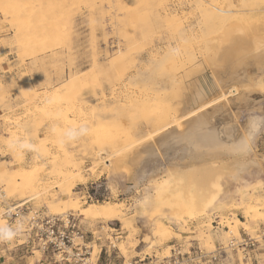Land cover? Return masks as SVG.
Returning a JSON list of instances; mask_svg holds the SVG:
<instances>
[{"label": "rangeland", "instance_id": "obj_1", "mask_svg": "<svg viewBox=\"0 0 264 264\" xmlns=\"http://www.w3.org/2000/svg\"><path fill=\"white\" fill-rule=\"evenodd\" d=\"M213 2L0 0V48L4 50L3 59L0 58V158L4 160L0 162V199L16 200L19 216L15 220L13 216L8 217L13 227L22 225L17 236H26L28 219L36 211L41 216L73 213L93 250L87 256L96 261L100 246L111 249V242H116L120 251L115 264H122L123 260L128 263L146 254L151 258L167 256L174 243L179 245L191 240L210 250L215 242H226L233 236L239 238L244 232L254 234L264 223L263 207L258 208V214L252 217L247 216L240 205L255 197L264 198V128L255 140L253 154L262 171L258 174L251 169L243 174L242 179L229 183L230 189L241 195L232 198L226 184L222 183L221 174L218 178L223 191L227 192L223 207L212 212L209 218H192L184 214L183 220H176L167 206L152 214L149 203L143 201L148 195L149 185L143 183L130 187V168L118 165L115 158L107 153H111V145L116 138H121L125 144L140 142L153 130L151 124L157 116L169 109L165 100L174 101L171 102L174 104L180 97L179 92L175 93L176 89L172 88V91L170 88L160 94L161 99L169 94V100L166 96L155 102L112 104V110L111 104L108 107L102 105L87 94L89 102L85 112L80 110L84 91L79 85L60 92L71 76L86 78L90 89L86 90L91 93L95 89L99 92L102 87L109 91L112 84L126 78L128 72L136 74L141 54L144 58L155 45L172 40L179 43L177 55L165 51L154 63L144 58L141 65L146 71L139 69L144 74L139 78L147 81L146 84L165 78L167 74L191 73L188 78L192 79L198 73L206 72L217 83V91L210 97L215 104L208 109L209 119L218 127L229 126L242 131L251 114L264 115V0ZM217 6L223 9L219 12L224 17H207L204 13L206 8L216 10ZM189 28H194L193 32ZM129 33L137 37L131 52L137 55L136 66L127 60L116 67L119 70L116 71L108 63L113 55L127 52L125 46L118 44V39L121 36L128 43ZM95 59L99 62L96 67L93 65ZM193 59L197 61L195 68L190 67ZM4 62L8 64L7 71L4 70ZM100 66L105 68L98 70ZM92 68L99 72L94 73ZM100 70L101 73H110H104L101 75L104 78H100ZM172 96L178 98L172 100ZM171 103L169 107L173 106ZM114 112L126 117L127 123L112 119L110 114ZM64 113L69 117L66 122L62 117ZM81 124L88 127V134L62 142L60 132ZM14 139H27L40 150L16 151L10 146ZM169 164L168 159L162 161L163 176L168 173ZM15 170L19 176L15 175ZM68 170L74 175L80 172L81 176L76 179L71 194L61 184L63 173ZM21 171L30 172L34 180L38 179L36 185L30 186L31 189L27 185L24 189L17 187L21 183L16 180L22 182ZM171 171L175 173L174 168ZM94 202L102 204L104 209L118 210L122 221L86 215L85 209ZM13 205L8 208H13ZM4 211L0 207V225H7ZM237 218L247 222L243 226L238 221V234L232 229V224L226 226L225 222ZM158 223L163 226L161 230L156 227ZM30 255L29 264H35L41 257V251L34 250ZM257 255L264 264L263 241ZM107 258L103 253L102 263L108 262ZM231 264H244L241 252Z\"/></svg>", "mask_w": 264, "mask_h": 264}, {"label": "bare ground", "instance_id": "obj_2", "mask_svg": "<svg viewBox=\"0 0 264 264\" xmlns=\"http://www.w3.org/2000/svg\"><path fill=\"white\" fill-rule=\"evenodd\" d=\"M219 11H223V9L220 6H217L216 10L206 8L204 13L207 17L216 16L223 18L224 16ZM56 27L54 28L55 31ZM189 29L191 31L192 29L194 30V28ZM189 29L186 30L189 31ZM66 30L68 29L66 28ZM66 30H64L63 32L65 33ZM57 31L59 32V30ZM129 34L127 35L130 39L128 43L124 42L121 39V36H118V44L121 46H125L127 52L125 51L124 55L120 54L121 52L116 56L113 55L108 63L109 67H120V65L127 60H130L133 65L136 64L135 61L137 60V55H133L131 52L133 50V42H136L137 37L134 34ZM187 35H192V33H188ZM178 45L179 43H173L172 40H166L164 43L155 45L150 51L147 52L146 57L144 56V58H147V61H149L150 63H154L159 60V58L162 56V54L165 53V51L177 55V52L179 50L178 48L180 47H178ZM23 46L26 45H24L23 43ZM180 52L181 51H179V53ZM144 58L142 57V54L141 56H139V63L137 64L136 74H131L130 72H128L127 77L119 80L120 82L116 80L118 81V83L114 85L112 84L110 90H107L108 92L105 90V87H102L99 92L96 89L93 91V88L91 87V90L93 91L91 93L90 91L86 90L88 86V84H86V78H80L76 76H71L64 88H61L60 92L67 89L71 90L75 84L79 85L84 91V93L82 92L81 94L83 104L80 110H83V112H85L86 105L89 102V100L87 99L88 97L86 96L87 94H90L94 98V100L100 102V104L102 105L108 107L111 104L110 108L112 110V107H114L112 104H115L116 106L120 104L124 105L125 102H129V104H132L138 102L143 103L158 101L162 98V96H160L161 92H164L165 90L167 91L170 88H175L176 91H173V89L172 91L175 93L179 92L180 97H176L179 95L175 96L178 99L175 100L174 104H172L174 101L169 102L165 100V104H167V107L169 109L157 116V118L154 120V123L151 124L153 125V130L149 131L143 138H141L140 142L136 141L131 144H127V141V143L125 144L121 138H116L111 145V153H109L110 151H108L107 154L115 158L114 160L118 165L130 168V187H135L143 183L149 185L148 195L144 197L143 201L149 203L152 214L161 210L164 206H167L171 210L173 216L176 217V220H183L184 214H187L192 218L203 217L204 219L205 217H208L212 212L220 210V208L223 207V204L227 197V192H230L232 198L236 196L239 197L241 195L240 193H236L234 190H231L229 183L231 184V182L242 179L243 174L245 172H249L251 169L256 170L258 174H260L259 172L262 171L259 161L255 158V155L253 156V154L255 140L264 128V115L258 113L251 114L247 119L242 131H237L234 127L229 126L218 127L214 125L208 117V109L215 104V100L210 99V97L215 91H217V83L211 76H209V74H207L206 72H201L198 73L199 75L193 77L192 79L188 78L191 73H174L170 75L167 74L165 78H158L159 80L156 78V81L150 83L148 82L146 83V85L145 82L147 81H144L143 78L140 79V76H144V74L142 71H139V69L143 68L141 63L143 62ZM193 61L194 62L190 65V67L195 68L197 67L195 65L197 61H195V59H193ZM93 65L95 67L99 65L97 59L94 60ZM133 65L131 67H133ZM105 67H107V65H105ZM100 68L102 69L103 67L100 66L98 70ZM92 69L94 70V68ZM92 69L91 71H93ZM98 70L95 69L94 73L95 71L97 73ZM115 70L117 71L118 69L116 68ZM143 70L146 71L145 68H143ZM101 72L102 70H100V73ZM104 73L100 74V78H104V76L101 77V75H104ZM107 73L110 72L107 71ZM122 73L123 72H120L119 74L122 75ZM88 75L86 76L90 79L91 77H89ZM89 79L87 80L89 81ZM97 82L100 84L99 81ZM166 96L168 97L169 94H166L165 97ZM165 97H163V99ZM174 98L172 96V100ZM166 101L169 102V104L166 103ZM170 103L171 105H173L172 107H169ZM165 104L163 101L162 106ZM111 110H109V112ZM156 113L157 112H155V114ZM110 116L112 117V119L114 118L115 120H120L121 122L127 121L126 117H121V115L115 112L111 113ZM62 117L65 122L68 121L67 119L69 117L66 113H64ZM127 117L130 116L127 115ZM155 117L152 118L154 119ZM102 118L100 120H102ZM8 144H10V142H8ZM102 157L105 156L102 155ZM166 159L170 161V164L169 167H167L168 173L163 176L162 174L164 170L161 169V164L162 161ZM172 168L175 169V173L171 171ZM15 172L17 173L15 174ZM15 172L13 174L19 176V172L16 170ZM21 172L20 175L22 177L21 179H19L22 182H18L15 178L16 176H14L16 182L18 184L21 183V185H17V187L24 189L26 185L28 187H33L34 185H36L38 179L36 178L37 180H34L35 177L29 174V171L28 174L25 173L27 171ZM63 174L64 180H62L63 182L61 184H64L67 189L66 192L71 194L76 179L81 178L80 172L74 175L71 171L68 170ZM221 174H223L222 183L226 184V187L228 189L226 193L223 191V186L218 178V176ZM12 175H8V177ZM1 177L3 176L1 175ZM14 187L17 188L16 186ZM75 202V206L78 207L77 201ZM240 205L244 208V212L247 216L254 217L258 214V208H264V198L261 199L259 197H255L254 199H252V201L241 202ZM73 209L75 208L73 207ZM114 209H104V206L102 204H97L94 202L90 204L87 209H85L86 211L84 213L90 216H105L109 219H118L122 221L121 214L118 213V210ZM261 214L264 215V213ZM262 220L264 221L263 217ZM238 221L243 226H246L247 224L246 221H243L239 218L228 222L226 220L225 222L226 226H230L232 224V229L238 234V226L240 224ZM156 227L158 230H161L163 228L161 223H158Z\"/></svg>", "mask_w": 264, "mask_h": 264}, {"label": "built area", "instance_id": "obj_3", "mask_svg": "<svg viewBox=\"0 0 264 264\" xmlns=\"http://www.w3.org/2000/svg\"><path fill=\"white\" fill-rule=\"evenodd\" d=\"M15 209V211H13ZM7 216L17 219V205L5 210ZM217 223V227H218ZM26 232L29 236V244L34 250L41 251V257L37 261L41 264H115L119 256V247L116 242H111V249L100 246L97 260L92 261L93 250L89 242H86L84 233L80 230L73 213L65 215L42 216L38 211L28 219ZM79 238L81 241H76ZM196 240L177 245L174 243L170 254L163 257L151 258L140 256L122 264H231L234 257L240 252L243 255L244 264H261V258L257 253L261 242H264V223L256 229L254 234L244 232L240 237H232L226 242H215L214 248L208 250ZM105 253L108 262L102 263L101 256ZM151 258V259H150ZM240 261V259H239Z\"/></svg>", "mask_w": 264, "mask_h": 264}, {"label": "crops", "instance_id": "obj_4", "mask_svg": "<svg viewBox=\"0 0 264 264\" xmlns=\"http://www.w3.org/2000/svg\"><path fill=\"white\" fill-rule=\"evenodd\" d=\"M2 52H4V50L0 48V58L3 57ZM7 66V62H4L3 67L5 71L8 70ZM1 71L2 70L0 69V73ZM2 161L4 160L0 158V162ZM11 204L16 205V200L10 199L8 201H5L0 199V207L4 208L5 210ZM3 215L4 219L7 220V225L5 226L16 229L11 225L9 217L6 215L5 211L3 212ZM28 241L29 236L27 233L25 237L21 235H16L11 241H0V264H29L30 257H32V255H30L32 252V248L30 247ZM35 264L41 263L36 260Z\"/></svg>", "mask_w": 264, "mask_h": 264}, {"label": "clouds", "instance_id": "obj_5", "mask_svg": "<svg viewBox=\"0 0 264 264\" xmlns=\"http://www.w3.org/2000/svg\"><path fill=\"white\" fill-rule=\"evenodd\" d=\"M88 132H89L88 127L84 124H81L79 126H73L71 128L65 129L62 132H60L59 135L61 136L62 142H64V141L75 140L82 135L88 134ZM10 146L14 150L19 152H23L25 150L37 152L40 150L36 145L30 143L27 139H23V140L14 139ZM21 228L22 225H18L16 229L7 227L5 225H0V241H11L21 230Z\"/></svg>", "mask_w": 264, "mask_h": 264}]
</instances>
